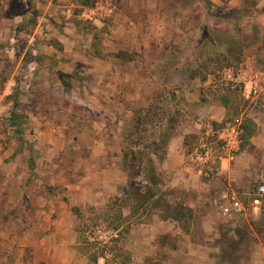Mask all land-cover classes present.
Returning a JSON list of instances; mask_svg holds the SVG:
<instances>
[{
	"label": "crops",
	"instance_id": "0c3cea01",
	"mask_svg": "<svg viewBox=\"0 0 264 264\" xmlns=\"http://www.w3.org/2000/svg\"><path fill=\"white\" fill-rule=\"evenodd\" d=\"M253 1L117 0L112 26L96 25L88 41L75 24L70 37L28 33L34 83L21 116L39 151L33 166L0 161V264H104L84 241L104 219L122 232L121 264H264V215L229 221L220 208L223 193L243 203L257 186L264 96L251 103L209 89L214 63L264 69V6ZM11 2L0 0V44L24 21L8 15ZM167 98L179 123L162 158L152 156L154 171L132 179L119 131ZM236 118L244 137L228 159L213 138ZM206 149L217 158L202 165Z\"/></svg>",
	"mask_w": 264,
	"mask_h": 264
},
{
	"label": "rangeland",
	"instance_id": "374dc122",
	"mask_svg": "<svg viewBox=\"0 0 264 264\" xmlns=\"http://www.w3.org/2000/svg\"><path fill=\"white\" fill-rule=\"evenodd\" d=\"M115 2L117 5V0H115ZM245 4L254 5L255 2L246 0ZM257 4L264 6V0H259ZM15 5V12H19V14L27 10L31 11L32 9L38 11L39 14H35V26L28 32L30 35L37 33V27L41 26V28H44L43 35L55 33L70 37L72 34L66 29L70 24H75L83 30L84 39L88 41L92 39L91 32L94 31L96 25L104 28L112 26L111 22L113 17L101 22H85L80 19V17L76 15V11L80 8L75 0H16ZM17 26L18 25L12 27L9 35L10 39L0 44V81L4 82V89L0 94V161L6 165L18 162L21 166H33V164H36L39 151L34 147L36 143L28 141L26 135L22 137L18 136L9 124V118L15 109L14 101L10 98L11 95L17 92L16 99L18 103L23 101L21 103L24 105H21L18 114L24 115L27 110L26 99L30 97L27 85L30 82L34 83V77L30 69L33 67L31 62L32 58H35V54L33 53L32 47L29 46L30 35L24 32L17 37L15 33ZM39 33L40 32L36 34V37H38L39 41H42V35H39ZM55 37L51 39H56ZM11 38H14L15 41L11 42ZM104 38L106 37L103 36L102 39L104 40ZM238 62L239 61L235 60L227 61L222 64L214 63L211 68L214 69L211 72H215L227 64H237ZM35 93L39 96H44L45 94L41 87L37 89ZM160 98L161 97H159V99ZM166 100L162 103L160 102L161 99L159 103L153 101L149 108L137 111L133 116L134 120H131L130 123L126 125L124 131H119L127 137L123 144V149L132 167V179L133 177L140 178L142 176L141 172L143 171V166L146 167L148 171H154L155 158L152 156L155 153L157 159L162 158L166 141L172 133L171 127L179 123L176 121L179 118V113H173L170 100L168 98ZM213 139L215 140L216 138ZM24 151L30 152V156L28 154H22ZM138 190L139 188L136 187L133 193L137 195ZM166 200L164 196L160 198L162 202ZM242 201L246 209L245 214L261 215L263 217V202L256 194L255 187L253 189L252 198ZM263 219L260 223H262L264 229ZM3 224L4 229L7 223ZM116 224L115 222L108 223L107 220L105 221L104 219L99 223H95L93 227L86 229L84 235L85 243L96 251V254L102 258L104 264H121L122 262V257L124 255L122 252V232L115 227L117 226ZM97 227H106L117 233V237L114 239L111 248L113 252L110 261L103 258V248L89 240V233H92Z\"/></svg>",
	"mask_w": 264,
	"mask_h": 264
},
{
	"label": "built area",
	"instance_id": "2783aa9c",
	"mask_svg": "<svg viewBox=\"0 0 264 264\" xmlns=\"http://www.w3.org/2000/svg\"><path fill=\"white\" fill-rule=\"evenodd\" d=\"M117 10L115 0H98L94 6L84 7L80 19L85 22L105 21L110 19ZM209 89L212 92L238 93L244 99L255 103L264 96V69H258L240 62L226 65L216 70L209 78ZM243 120V118H241ZM239 118L227 122L224 127L215 133L216 141L219 144V153L228 159H234L241 151L244 127ZM213 149H206L200 152L199 161L202 165H208L216 159ZM256 192L263 202L264 215V167L257 176ZM221 214L224 219L233 221L245 214V207L238 197L230 192L221 196ZM117 233L106 227H97L89 233V240L103 248V258L110 261L112 258V245Z\"/></svg>",
	"mask_w": 264,
	"mask_h": 264
},
{
	"label": "trees",
	"instance_id": "16d2710c",
	"mask_svg": "<svg viewBox=\"0 0 264 264\" xmlns=\"http://www.w3.org/2000/svg\"><path fill=\"white\" fill-rule=\"evenodd\" d=\"M15 1L16 0H12V2L10 3L8 15L11 17L14 15L15 16L20 15L24 18V21L21 24H19L15 29L16 36L18 37L19 34L24 33V32L28 33L33 29V27L35 26V23H36L35 14L37 15L39 13H38V11H35L34 9H32L31 11L27 10V11L19 14V12H15V9H14L16 6ZM75 1L77 2V4L79 5V8H80L76 11V15L79 16L81 14L82 8L94 6L98 0H75ZM95 38H96V40H98L99 37L95 36ZM97 51L98 50H96V54L99 55V53ZM227 65H230V64H227ZM3 89H4V82L0 81V94H1ZM16 97H17V92L13 93L10 98L14 101V106L17 107L18 101H17ZM25 122H26V119L23 116L17 115L15 113H13L9 119V124L15 128L16 134H18L20 136H22L24 134L23 125L25 124ZM151 177H152V184L157 189V186L160 183V181H159L158 177H156V174H154V173H152ZM154 196H155V192L151 191L147 197L152 198Z\"/></svg>",
	"mask_w": 264,
	"mask_h": 264
}]
</instances>
